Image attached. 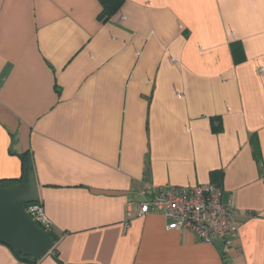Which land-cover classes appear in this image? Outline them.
<instances>
[{
	"label": "crops",
	"instance_id": "1",
	"mask_svg": "<svg viewBox=\"0 0 264 264\" xmlns=\"http://www.w3.org/2000/svg\"><path fill=\"white\" fill-rule=\"evenodd\" d=\"M102 10L0 0V180L27 151L57 237L35 262L0 242V264H264V0ZM207 182L239 223L227 248L138 212Z\"/></svg>",
	"mask_w": 264,
	"mask_h": 264
},
{
	"label": "built area",
	"instance_id": "2",
	"mask_svg": "<svg viewBox=\"0 0 264 264\" xmlns=\"http://www.w3.org/2000/svg\"><path fill=\"white\" fill-rule=\"evenodd\" d=\"M219 185L207 182L192 186H162L150 198L138 202L139 214L159 213L166 220V228L190 232L200 241L221 240L227 248L230 238L237 234L239 223L230 203L221 202ZM27 214L34 222L50 228L41 203L25 204Z\"/></svg>",
	"mask_w": 264,
	"mask_h": 264
},
{
	"label": "water",
	"instance_id": "3",
	"mask_svg": "<svg viewBox=\"0 0 264 264\" xmlns=\"http://www.w3.org/2000/svg\"><path fill=\"white\" fill-rule=\"evenodd\" d=\"M36 201L37 183L31 169L26 182L0 186V242L23 256L41 258L53 249L54 241L26 212L25 204Z\"/></svg>",
	"mask_w": 264,
	"mask_h": 264
},
{
	"label": "trees",
	"instance_id": "4",
	"mask_svg": "<svg viewBox=\"0 0 264 264\" xmlns=\"http://www.w3.org/2000/svg\"><path fill=\"white\" fill-rule=\"evenodd\" d=\"M122 1L123 0H99L100 4L103 7V10H102V12L99 15V18H101L104 15H108L109 13H111L112 11H114L118 7V5H120V3ZM253 153H254L255 156H257V154H258V148H257L256 145H254V152ZM19 158H20L21 167H22V174H21V176L19 178H16V179H4V180H0V186L10 187V186L15 185V184H19V183L26 182V180H27V173H28V170L30 168V163H31L30 155L26 151V152H23V153L19 154ZM36 202H38V201H36ZM35 223L40 228H42L43 230L47 231L49 233L50 237L53 239V241H56V238L57 237L52 232L51 227L50 228H45L40 222H37L36 221ZM16 255L20 259L25 260V261H28V262H35V261H37L39 259V258H33V257L23 256V255H21L19 253H16Z\"/></svg>",
	"mask_w": 264,
	"mask_h": 264
}]
</instances>
